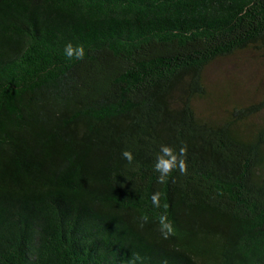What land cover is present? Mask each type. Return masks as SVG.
<instances>
[{"label": "trees", "instance_id": "obj_1", "mask_svg": "<svg viewBox=\"0 0 264 264\" xmlns=\"http://www.w3.org/2000/svg\"><path fill=\"white\" fill-rule=\"evenodd\" d=\"M246 51L264 0H0V264H264V97L207 84Z\"/></svg>", "mask_w": 264, "mask_h": 264}, {"label": "rangeland", "instance_id": "obj_2", "mask_svg": "<svg viewBox=\"0 0 264 264\" xmlns=\"http://www.w3.org/2000/svg\"><path fill=\"white\" fill-rule=\"evenodd\" d=\"M207 75L209 90L219 91L220 88L224 92L222 89L227 88L231 91L229 96L232 101H259L264 97V57L256 51L242 52L218 61L208 69ZM196 104L201 111H207L211 106L206 100ZM214 110L217 111L216 108ZM256 120L264 122V112Z\"/></svg>", "mask_w": 264, "mask_h": 264}, {"label": "clouds", "instance_id": "obj_3", "mask_svg": "<svg viewBox=\"0 0 264 264\" xmlns=\"http://www.w3.org/2000/svg\"><path fill=\"white\" fill-rule=\"evenodd\" d=\"M65 54L68 58L75 57L76 59L84 58V48L82 45H77L73 47L71 43H68L65 47ZM122 157L128 161L129 164L133 163L134 157L132 153L128 150L122 152ZM154 170L159 173L157 182L164 184L168 182L172 172L178 170L180 173L186 172V148L181 147L179 152H177L173 147L167 145H161L160 151L156 155ZM162 193L157 191L151 196L152 204L154 207L159 208L160 198ZM165 207H167L165 205ZM144 222H147V217H144ZM160 225V232L164 239H167L170 235L174 234L173 222L168 219L167 214H162L158 218ZM143 227V224H141ZM142 260L140 255L137 253L131 257L128 264H135L136 261Z\"/></svg>", "mask_w": 264, "mask_h": 264}]
</instances>
